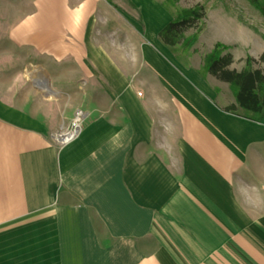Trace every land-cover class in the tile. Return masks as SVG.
<instances>
[{
    "label": "crops",
    "instance_id": "obj_1",
    "mask_svg": "<svg viewBox=\"0 0 264 264\" xmlns=\"http://www.w3.org/2000/svg\"><path fill=\"white\" fill-rule=\"evenodd\" d=\"M24 20L0 33V264H264V113L220 114L157 29L128 67L76 18L31 44Z\"/></svg>",
    "mask_w": 264,
    "mask_h": 264
},
{
    "label": "rangeland",
    "instance_id": "obj_2",
    "mask_svg": "<svg viewBox=\"0 0 264 264\" xmlns=\"http://www.w3.org/2000/svg\"><path fill=\"white\" fill-rule=\"evenodd\" d=\"M161 1L126 0L125 3L107 0L109 8L104 4V0H0V33L25 18L22 28L25 37L18 40H28L31 44L37 42L38 36L40 43L45 31L51 34L58 33L61 28L69 30L68 21H75L76 18V30L83 28L85 24V47L105 45L109 50L117 47L120 52L119 59L130 67L132 63L137 62V46L147 45L146 42L150 40L149 33L156 29L158 31L167 18L159 8ZM193 5H200L204 14L202 31L188 50L187 69L194 74L210 48L218 45L222 48V54H227L230 58L228 70L232 69L235 73L242 70L243 60L248 59L252 64L247 65V69L258 70L264 82V63H257L260 55L264 60V30L256 12L241 0H177L174 3V6L181 10ZM36 19L40 21L36 23ZM96 35L100 39L96 38ZM14 55L16 56V53ZM26 61L28 65L34 64L30 59ZM208 85L216 98L215 106L219 109L226 107L230 103L226 87L212 80ZM73 112L80 114L78 110Z\"/></svg>",
    "mask_w": 264,
    "mask_h": 264
},
{
    "label": "trees",
    "instance_id": "obj_3",
    "mask_svg": "<svg viewBox=\"0 0 264 264\" xmlns=\"http://www.w3.org/2000/svg\"><path fill=\"white\" fill-rule=\"evenodd\" d=\"M125 2L126 0H116ZM177 0H162L159 4L161 11L167 16L168 22L154 35V42L163 49L172 61L182 69H187L189 48L202 31L203 9L193 5L186 9H177ZM256 12L264 30V0H241ZM104 4L110 8L107 0ZM188 34V36H185ZM257 63H264L262 55ZM230 58L222 54V48L213 45L201 59L194 74L197 78H208L226 87L231 99V105L217 111L247 123L256 124L264 113V82L258 70H248L252 64L248 59L243 60L244 68L238 72L228 70Z\"/></svg>",
    "mask_w": 264,
    "mask_h": 264
},
{
    "label": "built area",
    "instance_id": "obj_4",
    "mask_svg": "<svg viewBox=\"0 0 264 264\" xmlns=\"http://www.w3.org/2000/svg\"><path fill=\"white\" fill-rule=\"evenodd\" d=\"M80 120L81 115L78 112H73L68 122L57 127L49 136V141L56 146H61L71 141L77 132Z\"/></svg>",
    "mask_w": 264,
    "mask_h": 264
}]
</instances>
